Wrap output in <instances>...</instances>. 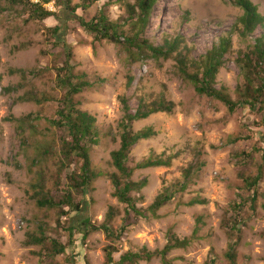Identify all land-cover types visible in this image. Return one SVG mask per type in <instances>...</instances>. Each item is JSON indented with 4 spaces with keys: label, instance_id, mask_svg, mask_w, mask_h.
Masks as SVG:
<instances>
[{
    "label": "rangeland",
    "instance_id": "obj_1",
    "mask_svg": "<svg viewBox=\"0 0 264 264\" xmlns=\"http://www.w3.org/2000/svg\"><path fill=\"white\" fill-rule=\"evenodd\" d=\"M71 1L72 5L82 2ZM134 2L97 0L87 9L80 7L75 17L65 9L60 15L65 19L63 40L72 49L74 72L86 73L90 81L105 79L75 95L79 108L96 117L100 142L89 145V150L92 169L101 173L87 194L74 192L75 198L81 202V208L88 204L85 214L89 213L94 225L105 220L110 207L116 210L114 230L123 221L129 225L123 237L115 240L102 229L90 232L87 237L74 230L73 241L69 243L68 232L57 227L58 219L70 226L73 218L80 219L84 213L59 215L56 207H39L34 195L39 189L36 185L44 182V177L45 192L50 191L55 200L63 196L61 186L57 185L58 157L66 131L47 120L56 116L65 96L57 79L58 68L64 66L67 53L54 44L50 31L62 19L54 16L31 19L23 5L0 0V264H71L69 258L77 264H108L106 248L110 245L118 249L114 255L118 261L130 250L144 247L152 252L162 250L172 235L190 240L188 246L169 252L167 257L172 264H207L213 256L216 264H232L226 253L234 242L235 264H264V110L241 104L231 112L219 100L199 94L194 83L178 73L174 58L134 61L128 47L107 40L96 41L79 21L80 17L90 21L103 10L112 21L122 23L123 30H134L133 22L127 20L126 6ZM252 2L264 15V0ZM45 7L57 10L53 0ZM243 13L229 0H160L153 8L146 35L156 44L165 37L183 38L192 59L203 58L221 37L231 35L232 44L217 75L216 86L226 87L236 99L238 86L246 81L238 61L240 51H248L256 38L264 35V26H259L251 35L241 36L237 26L242 24ZM19 69L33 70L35 75L23 77L20 72L12 73ZM129 77H133L130 86ZM159 94L175 102V109L133 123L134 131L151 126L156 134L140 140L131 149L127 164L135 167L150 156H173V159L169 166L134 172L132 180H148L141 192L132 193L134 197H143L138 206L147 210L167 187L176 189L183 181L184 169L196 162L198 154L203 166L195 170L189 188L179 192L173 201L155 213L136 217L134 213L126 214L125 205L114 196L110 176L117 172L111 153L120 147V123L124 117L121 97H128L133 112L140 97L152 101ZM30 114L41 118L18 121ZM246 134L251 137L230 143V139ZM244 150L251 152L248 161L235 155ZM72 161L75 167L82 165L76 155ZM260 166L263 179L256 201L251 202L247 200L251 193L244 186V178L255 175ZM61 179L64 181L65 175ZM195 197H202L205 202L189 206L187 202ZM242 198L248 203L243 207L241 223L234 229L231 207ZM40 225L46 227L47 239L41 244H30L31 236L40 235ZM52 239L65 243L66 252L47 257ZM161 263L157 255L137 264Z\"/></svg>",
    "mask_w": 264,
    "mask_h": 264
},
{
    "label": "trees",
    "instance_id": "obj_2",
    "mask_svg": "<svg viewBox=\"0 0 264 264\" xmlns=\"http://www.w3.org/2000/svg\"><path fill=\"white\" fill-rule=\"evenodd\" d=\"M11 5H23L29 12L31 19L45 20L49 17H59L60 24L52 27L50 31L55 38V45H60L67 53V59L64 66L58 68V84L65 90V96L62 98L57 110L56 116L47 118V120L54 126L62 128L66 131L62 138L63 145L60 150L59 170L57 185L61 186L63 196L55 200L51 192H45L44 182L36 185L39 189L34 192L37 205L39 207L58 208L59 215L67 216L72 212L84 213L80 214L81 218L76 220L73 218L70 226L62 224L58 219L57 227H61L69 234V243H72L74 237V230L87 237L90 232L102 229L105 234L112 240L121 238L126 233L129 225L123 221L117 230L112 227V221L116 214L114 207H110L105 220L98 226L94 225L91 216L85 214L88 204L84 203L81 208V202L75 198L77 194H87L91 183L97 179L101 173L92 169V158L89 150V145H98L100 138L95 127L96 117L79 108V103L75 100V95L82 93L85 88L91 87L98 83H103L105 79L101 78L99 81H90L87 79L86 73H75L74 65L72 64V49L63 40L64 35V18L61 17L62 10H68L71 14H77V10L82 7L87 9L91 4L97 0H82L81 3L72 5L71 0H53L57 7L56 12L46 9L45 4L52 0H40L33 3L31 0H9ZM160 0H135L134 3H126L128 17L127 20L133 22L134 30L125 31L122 29V23L112 21L109 16L102 10L95 15L92 20L87 21L80 17L79 21L86 31L90 32L94 39L98 42L107 40L117 44H123L132 50V60H149V59H169L174 58L178 68V73L184 78L193 82L196 91L199 94H205L213 97L225 104L231 112H234L241 104L248 105L254 110H264V35L256 38V43L248 51H240L238 61L243 68L245 83L243 86H238V97L233 99L226 87H217V75L220 68L224 64V57L228 53L232 44V37L223 36L220 42L212 47L201 59H192L189 57V48L186 42L181 37L170 39L165 37L161 43L156 44L147 35V28L150 23L151 14L154 6ZM234 5L240 7L244 13L241 16V26H237L242 37H247L255 32L259 26H264V15L260 13L258 5L254 4L252 0H229ZM62 21V22H61ZM193 69V71H192ZM20 72L23 77L29 74L35 75L33 70H12V73ZM133 77H129L128 85L130 86ZM34 97H23L22 99L30 100ZM124 117L120 123V147L113 150L111 153L112 164L117 172L111 173L113 180L114 196L119 202L125 205V213H134L136 217H145L147 212L155 213L167 203L173 201L179 192H184L189 188L192 182L195 170H199L203 166L200 159V154L196 158V162L184 169L183 181L177 184L176 189L167 187L160 193L153 203L149 205L147 210H143L138 206V201L143 197L132 196L133 192H141L147 186L148 180L141 181L132 180V175L138 169L169 166L172 162L173 156H150L142 162L136 164L135 167H130L128 163L129 153L131 149L140 141L149 139L156 134L155 130L150 126L139 131L133 130V123L135 121L147 119L152 114L166 112L172 113L175 109V102L168 100L164 94H159L152 101H147L145 97L139 98V104L132 112L129 105V99L126 96L121 97ZM38 102V101H37ZM38 115L33 117L31 114L18 121L24 122L31 119H40ZM264 123V115L263 121ZM251 135H240L230 139V143H235L245 138H250ZM251 152L244 150L242 153L235 155L240 160L248 161L251 157ZM77 156L82 160L80 167H75L72 159ZM61 175H65V180L61 181ZM263 179V168L260 166L255 175L244 178V186L251 193V197L247 200L255 202L259 194V185ZM35 188V185H34ZM75 192V193H74ZM34 197V196H33ZM245 198V197H244ZM205 200L202 197H195L190 199L187 204L193 206L195 204H202ZM82 203V204H83ZM246 199L236 200L232 208L231 218L234 229L238 228ZM83 216V217H82ZM46 227L39 226V234L31 236L30 244H41L47 239ZM190 243L188 238L180 239L176 235H172L168 244L159 251L152 252L146 247L142 250L127 251L123 253L118 261L114 255L118 249L112 245L106 248V257L108 264H137L141 261H150L155 256L161 257V264H172L168 259V254L173 249L186 247ZM237 243H231L226 253L227 258L232 264H235ZM67 245L58 239H52L50 246L47 249V257H56L66 252ZM71 264H77L72 258H69ZM207 264H216V257H212Z\"/></svg>",
    "mask_w": 264,
    "mask_h": 264
}]
</instances>
